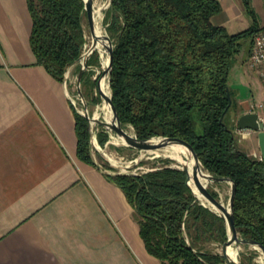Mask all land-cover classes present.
Returning <instances> with one entry per match:
<instances>
[{
	"label": "trees",
	"instance_id": "obj_1",
	"mask_svg": "<svg viewBox=\"0 0 264 264\" xmlns=\"http://www.w3.org/2000/svg\"><path fill=\"white\" fill-rule=\"evenodd\" d=\"M242 2L253 25L230 34L213 23L223 10L218 0H112L105 17L114 41L111 92L123 127H132L138 139L184 140L207 172L235 182L240 238L264 246V160L241 149L235 127L226 121L233 106L229 78L236 57L246 41L253 46L263 29L251 1ZM27 5L36 65L63 83L86 45L85 3L27 0ZM98 62L96 51L89 66ZM86 73L82 82L94 90L96 83ZM75 120L77 157L100 168L91 156L87 120L78 112ZM97 138L106 144L105 135ZM159 161L144 173L107 176L131 204L147 252L161 264H226L214 248L228 240L225 220L197 200L188 174L171 166L174 160ZM209 191L219 200L217 192ZM254 258L241 252L240 264H258Z\"/></svg>",
	"mask_w": 264,
	"mask_h": 264
},
{
	"label": "crops",
	"instance_id": "obj_2",
	"mask_svg": "<svg viewBox=\"0 0 264 264\" xmlns=\"http://www.w3.org/2000/svg\"><path fill=\"white\" fill-rule=\"evenodd\" d=\"M218 1L213 23L242 32L233 31L249 16L242 0ZM250 1L264 28V0ZM31 29L27 0H0V264H161L123 190L77 157V111L64 83L36 65ZM251 49L236 57L229 78L238 135L242 115L264 119V80L250 66ZM246 137L259 150L258 135Z\"/></svg>",
	"mask_w": 264,
	"mask_h": 264
},
{
	"label": "water",
	"instance_id": "obj_3",
	"mask_svg": "<svg viewBox=\"0 0 264 264\" xmlns=\"http://www.w3.org/2000/svg\"><path fill=\"white\" fill-rule=\"evenodd\" d=\"M85 3V10L87 13V20L90 28V32L92 35V45L90 49L87 52H84L81 57L74 62L73 65H71L68 69L71 67H74L76 65L80 66V72L77 78V93L78 97L81 100L84 110L83 112H79L88 122L89 127V133H90V139H91V145L92 147L99 153H101V150L97 148L94 144V137L97 132V128L99 126L105 128L107 131H111L117 134V136L123 140V146L124 147H130L135 149H140L143 151H155V150H161L166 147L170 146H181L187 149V151L190 154V159L193 161L194 166L191 168L190 165H177L179 169H182L188 174V185L193 191V194L197 198L200 203L206 207H209L212 209L215 213H217L220 217H222L225 220L227 233H228V240L223 244L222 246V255L225 258L226 264H239L238 262V256L240 252H238L237 258L233 259L230 256V249L234 246L236 249H240L241 245H249L259 248L263 253L264 258V246L259 244L256 241L251 240H244L240 238V235L236 229L235 226V218H234V201L237 193V186L235 182L230 178H217L212 176L209 172H207L195 150L193 147L187 143L184 140H181L179 138H163V137H157V138H150L148 140H140L136 136L134 130L132 127V133L128 132L124 129L123 124L120 121L118 112L113 104L112 100V92H111V75L113 70V50L114 46L110 39L106 36H102L101 38L96 35V23H95V13H94V3L93 0H83ZM112 0H109L108 5H111ZM102 39L105 44L104 48L106 50L107 54V61L106 65L103 66V77H105L108 81V89L110 90V94H105L103 90L101 89V81L97 83V79L94 78V82L96 83L95 90H97L96 96L102 98L106 105L108 106L111 114H112V120L111 121H102L96 118L95 116L91 117L90 113L88 111V106L84 100V96L81 91V84H82V78L86 71L90 70L89 66V60L91 59L92 55L100 50L98 49V40ZM96 70H99L98 67H95ZM67 82V75L64 77V85L66 86ZM100 104V103H99ZM237 130L238 131H244V130H250L257 132L258 135V145L260 150V155L262 159L264 160V124L260 120L258 114L256 113H248L242 115L237 122ZM167 157V156H166ZM172 160H175L171 157H168ZM176 161V160H175ZM126 172H129L130 167L126 168ZM202 171H205L207 174H202ZM198 173H201L202 179L199 178ZM205 181V182H203ZM196 187V190L199 195L195 192V190L192 188L191 184ZM228 183L231 185V194L229 199L228 206H225L220 200L216 199L209 191V185L211 184H223ZM202 198V199H201ZM204 201H206L209 205L205 204ZM264 264V259H263Z\"/></svg>",
	"mask_w": 264,
	"mask_h": 264
},
{
	"label": "rangeland",
	"instance_id": "obj_4",
	"mask_svg": "<svg viewBox=\"0 0 264 264\" xmlns=\"http://www.w3.org/2000/svg\"><path fill=\"white\" fill-rule=\"evenodd\" d=\"M108 2L109 0H93L95 23H96V26L100 28V31L102 32V34L108 37L113 44L114 41L111 38L110 33L108 32L109 23H105V17H106L107 11L110 8V6L108 5ZM244 16H246L245 19L243 17L234 23L235 28L234 29L232 28L233 31L247 30L249 26L252 24V20L250 19V17L247 16L246 14ZM84 29H85L86 45L84 46L83 53L87 52L92 45V35L90 32L87 18L84 21ZM249 49H250V41H246L244 43L241 53L243 54L248 53ZM97 52H98L99 70H96L94 66L91 67L90 70L86 71L87 72L86 78L93 79V80L94 78H96L97 83L100 81L101 83L104 82V84L106 85L105 86L106 90L110 94V90L107 87L108 81L105 77H103V73H102L103 66L106 65L105 61H107V54L105 52L104 57H103L101 52L99 51ZM79 72H80V66L76 65L74 67H71L70 69H67L65 73V75H67L66 87L69 90L70 99L72 102H74L73 104L75 106V110L78 113L83 112L84 110L83 104L81 100L79 99L78 93H77V78H78ZM81 91L84 96V100L88 106V111L91 117L95 116L96 118L102 121L112 120V118H110L112 117V114L108 106L106 105L105 101L102 98L98 97L100 104L95 103L94 98L97 97L96 96L97 90L95 89L91 90L89 87H87L82 82ZM235 111H236V108H235V105H233L231 107V110L226 120L230 126L233 125L231 123V119L234 116ZM124 129L130 133L133 132L130 127L124 128ZM99 134L105 135L107 137V142L104 146H101L100 143L98 142L97 137ZM238 136H239V144L242 150H244L246 153H248L252 157L260 156V150L256 149L255 151L253 149V147L249 143L250 142L249 138L245 137L244 139L242 135H238ZM94 144L95 146H97L99 150H101V153H99L92 147L91 156L94 162L97 163L101 169H103L105 172H107L110 175L144 173V172L150 171L154 165H160V161H159L160 159H168V157H166L163 154V152H161L162 149L151 152V151H143L140 149H135V148H130V147H124L123 141L117 136L116 133L107 131L105 128L101 126L97 128V132L94 137ZM177 165H180V163L176 162V164H171L172 167H178ZM127 167H130L129 172H126ZM209 189L217 192L219 194V200L225 206H228L230 194H231L230 184L228 183L217 184V185L211 184L209 186ZM214 248L217 252L222 253V247L214 246ZM258 249L259 248L254 247V246L241 245L239 252L240 253L245 252V253L255 255L254 262H257L258 264H262L261 258H263V253L260 249L259 250ZM238 262L240 264V254L238 256Z\"/></svg>",
	"mask_w": 264,
	"mask_h": 264
},
{
	"label": "bare ground",
	"instance_id": "obj_5",
	"mask_svg": "<svg viewBox=\"0 0 264 264\" xmlns=\"http://www.w3.org/2000/svg\"><path fill=\"white\" fill-rule=\"evenodd\" d=\"M101 9V8H100ZM99 9V10H100ZM99 12V11H98ZM101 14V13H100ZM100 16V15H99ZM98 16V17H99ZM100 19V18H99ZM103 27V26H102ZM96 35L98 36V37H102V36H104L103 34H102V32L100 31V28L97 26L96 27ZM104 44H105V42L102 40V39H99L98 40V45H97V47H98V49L100 50V52H101V54H102V56L104 57V54H105V52H106V50H105V48H104ZM105 63H106V61H105ZM106 85L104 84V82L103 83H101V89L103 90V92L105 93V94H108V92H107V90H106V87H105ZM110 118H112V117H110ZM114 138V137H113ZM123 141V140H122ZM152 152V151H151ZM161 152H163V154L165 155V156H167V157H171V158H173V159H175L176 160V162H178V163H180L181 165H190V167L192 168L193 166H194V163H193V161L190 159V154H189V152L187 151V149H185L184 147H181V146H170V147H166V148H163L162 150H161ZM174 160V161H175ZM116 163H118V162H116ZM202 174H207L205 171H202ZM198 176H199V178H201L202 179V175H201V173H198ZM203 182H205V181H203ZM191 186H192V188L195 190V192L197 193V195H199L198 194V192H197V190H196V187L193 185V183L191 184ZM210 186V185H209ZM202 199V198H201ZM204 203L205 204H207V205H209L206 201H204ZM210 207H212L211 205H209ZM213 208V207H212ZM259 250V249H258ZM230 252V256H231V258H233V259H236L237 258V255H238V252H239V250L238 249H236L234 246L229 250ZM262 259V258H261ZM261 262H262V264H263V259L261 260Z\"/></svg>",
	"mask_w": 264,
	"mask_h": 264
},
{
	"label": "built area",
	"instance_id": "obj_6",
	"mask_svg": "<svg viewBox=\"0 0 264 264\" xmlns=\"http://www.w3.org/2000/svg\"><path fill=\"white\" fill-rule=\"evenodd\" d=\"M249 61H250V66L256 69L260 78L264 80V28L256 35L254 39ZM262 122L264 124V119L262 120ZM238 132L243 137L257 134V132L250 130H244ZM259 159L263 160L261 155L259 156Z\"/></svg>",
	"mask_w": 264,
	"mask_h": 264
}]
</instances>
